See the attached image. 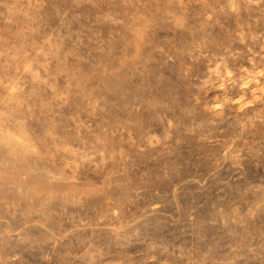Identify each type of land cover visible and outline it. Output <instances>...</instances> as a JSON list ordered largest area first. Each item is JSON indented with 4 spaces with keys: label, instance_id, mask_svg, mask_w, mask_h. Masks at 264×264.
<instances>
[{
    "label": "rangeland",
    "instance_id": "1",
    "mask_svg": "<svg viewBox=\"0 0 264 264\" xmlns=\"http://www.w3.org/2000/svg\"><path fill=\"white\" fill-rule=\"evenodd\" d=\"M0 264H264V0H0Z\"/></svg>",
    "mask_w": 264,
    "mask_h": 264
}]
</instances>
